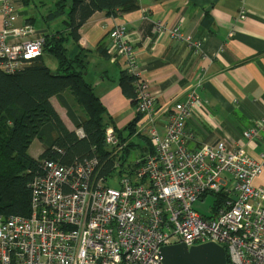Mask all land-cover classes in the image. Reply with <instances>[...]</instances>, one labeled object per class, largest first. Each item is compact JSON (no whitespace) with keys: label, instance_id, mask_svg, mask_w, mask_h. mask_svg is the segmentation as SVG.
Returning <instances> with one entry per match:
<instances>
[{"label":"built area","instance_id":"obj_1","mask_svg":"<svg viewBox=\"0 0 264 264\" xmlns=\"http://www.w3.org/2000/svg\"><path fill=\"white\" fill-rule=\"evenodd\" d=\"M19 8L0 0V70L10 75L40 56L44 45L30 24L15 26ZM152 23L154 33L181 38L176 27ZM109 40L110 60H124L122 69L133 78L141 115L135 134L147 138L154 153L121 168L127 142L108 127L104 137L115 170L110 177L99 174L95 159L71 166L43 161L44 173L32 183L29 216L0 218V264H162L163 247L206 243L223 247L229 264H264V187L253 184L264 169V153L253 159L228 137L189 149L186 122L206 120V103L191 90L155 110L156 95L124 26H113ZM75 132L82 137L81 129ZM260 134L264 119L242 135L250 141ZM207 195L215 196L210 217L192 209Z\"/></svg>","mask_w":264,"mask_h":264},{"label":"crops","instance_id":"obj_2","mask_svg":"<svg viewBox=\"0 0 264 264\" xmlns=\"http://www.w3.org/2000/svg\"><path fill=\"white\" fill-rule=\"evenodd\" d=\"M26 9L34 23L41 21L35 9ZM30 18L25 21L17 15L14 24L20 27ZM152 22L176 27L181 38L154 33ZM59 23L51 24V29L57 30ZM115 25L125 28L138 67L156 95L155 110L182 100L191 90L206 103V120L186 122V132L191 135L189 149L215 145L228 137L235 148L253 159L264 153V134L250 141L242 135L264 119V0H139V9L123 16L93 14L79 29L78 45L90 52L85 79L95 88L116 127L122 129L136 115L135 103L122 95L117 84L124 60L111 62L97 49L110 46L109 32ZM38 31L45 33L47 28L43 25L35 31L36 36L44 34ZM74 51L72 48L70 53ZM45 64L56 69L51 58H46ZM50 103L65 126L74 130L58 98L52 97ZM253 184L264 187V169Z\"/></svg>","mask_w":264,"mask_h":264},{"label":"trees","instance_id":"obj_3","mask_svg":"<svg viewBox=\"0 0 264 264\" xmlns=\"http://www.w3.org/2000/svg\"><path fill=\"white\" fill-rule=\"evenodd\" d=\"M13 1L21 8L35 9L47 32L42 35L44 45L40 56L14 74L0 70V218L29 216L32 183L42 177L43 161L71 166L95 159L101 168L99 174L110 177L115 170L114 157L104 137L108 127L113 128L119 142H127L119 155L121 168L136 166L128 163L135 146L143 152L141 156L154 153L149 140L135 134L141 115L136 113L122 129L116 127L95 88L85 79L90 52L78 45L79 29L93 14L123 16L137 11L139 0ZM57 21L60 27L52 30L51 24ZM26 23L32 25L34 20ZM72 48L75 51L70 53ZM97 49L102 57L111 59L109 46ZM46 58L55 61L54 71L46 66ZM117 84L122 95L136 105L133 78L123 69ZM52 97H57L66 108L75 129L82 130V137L75 129L65 126L50 103ZM67 97L72 100L67 102ZM133 139H140L143 145ZM34 141L42 147L37 158L29 155ZM226 262L229 264L227 258Z\"/></svg>","mask_w":264,"mask_h":264},{"label":"water","instance_id":"obj_4","mask_svg":"<svg viewBox=\"0 0 264 264\" xmlns=\"http://www.w3.org/2000/svg\"><path fill=\"white\" fill-rule=\"evenodd\" d=\"M17 15L25 21L30 18L26 8H20ZM33 18L31 16L30 19ZM44 31L37 33L43 34ZM158 257L162 264H227L223 247L213 243L189 248L183 244L163 247L159 250Z\"/></svg>","mask_w":264,"mask_h":264},{"label":"rangeland","instance_id":"obj_5","mask_svg":"<svg viewBox=\"0 0 264 264\" xmlns=\"http://www.w3.org/2000/svg\"><path fill=\"white\" fill-rule=\"evenodd\" d=\"M33 27L35 31L40 30L43 28V23L38 19L33 24ZM137 124L138 123H136V125ZM132 141H134L136 144H139L140 146L143 145V142L140 139L139 140L133 139ZM40 150H41V147L39 146L38 141H34L29 148V153L33 157H37L38 152ZM141 154H143V152L137 146L133 147L129 153L128 163L129 164L135 163L137 159L140 158ZM127 169H131V168L127 167ZM109 186L113 188H117L116 184L112 182L109 184ZM214 200H215V196L207 195L203 198V200L201 201L197 200L196 202H194L192 204V209L204 217H210L212 215V206H213Z\"/></svg>","mask_w":264,"mask_h":264}]
</instances>
